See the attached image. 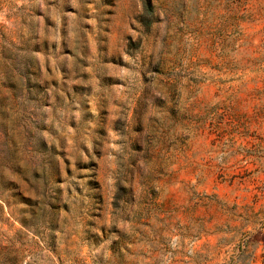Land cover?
<instances>
[{"label": "rangeland", "instance_id": "1", "mask_svg": "<svg viewBox=\"0 0 264 264\" xmlns=\"http://www.w3.org/2000/svg\"><path fill=\"white\" fill-rule=\"evenodd\" d=\"M0 264H264V0H0Z\"/></svg>", "mask_w": 264, "mask_h": 264}]
</instances>
